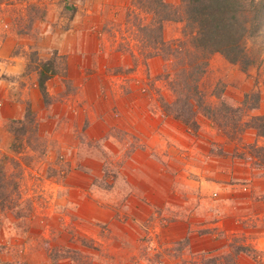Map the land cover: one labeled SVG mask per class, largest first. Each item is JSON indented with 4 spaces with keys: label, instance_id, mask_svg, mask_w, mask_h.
<instances>
[{
    "label": "rangeland",
    "instance_id": "374dc122",
    "mask_svg": "<svg viewBox=\"0 0 264 264\" xmlns=\"http://www.w3.org/2000/svg\"><path fill=\"white\" fill-rule=\"evenodd\" d=\"M46 1L0 0V4L13 3L11 8L17 14L10 19L13 28L21 33L39 30V42L57 37L49 31L41 36L47 33L45 22L50 21L45 16L53 9L55 34L60 28H72L76 34L65 50H61L63 45L57 48L58 42L44 46L39 43V49L30 51L24 49L29 59L24 74L39 71L40 79L42 70H49L48 77L42 75L46 91L39 86V115L28 107L21 119L0 127V264H99L97 253L82 251L83 247L101 251L98 238L110 236L107 226L94 223L90 225L93 231L85 233L81 224L121 220L122 213L113 204L111 209L116 213L101 221L102 213L92 209L91 203L76 209L78 205L75 207L73 200H78L83 191L74 187L84 186L88 191L85 196L98 199L102 187L123 186L122 180H115L116 170L123 163H115L117 156L111 163L105 159L96 164L87 162L91 149L108 153L105 141L97 139L95 148L80 146L83 130L69 132L67 128L82 123L86 128L89 120L81 113L87 114L100 105L95 97L99 92L105 96L115 92L126 97L137 94L139 107L154 112L157 121L166 117L161 114L163 110L175 116L188 95L185 68L192 58L183 47L185 24L164 20L161 33L156 31L161 21L152 11L151 0H90V7L81 0H55L53 6ZM164 1L171 10L182 2ZM262 47L257 63L248 67L223 61L217 57L221 53H214L197 81L201 92L197 113L202 112L218 132L237 140V154L257 157L260 166H264V147L258 143L264 137V28L255 44V48ZM156 56H161L163 62L149 63ZM191 66L197 72L195 64ZM122 100L123 96L119 97L118 103ZM60 104L76 110L67 113ZM188 127L198 139V123ZM248 130L256 135L252 132L245 137ZM118 133L114 130L112 134ZM128 141L131 143V137ZM134 145L131 143L127 150ZM87 167L92 170L93 181L81 174ZM93 211L99 215L91 217ZM235 238L229 250L226 248L227 253L214 257L205 254L197 261L192 256L188 262L230 264L237 253H250ZM174 247L177 252L183 249L182 244ZM156 257L160 261V256Z\"/></svg>",
    "mask_w": 264,
    "mask_h": 264
},
{
    "label": "crops",
    "instance_id": "0c3cea01",
    "mask_svg": "<svg viewBox=\"0 0 264 264\" xmlns=\"http://www.w3.org/2000/svg\"><path fill=\"white\" fill-rule=\"evenodd\" d=\"M54 1L46 3L53 6ZM82 2L90 7V0ZM12 5L0 4V127L21 119L28 107L39 115V71L24 74L29 62L24 49L30 51L39 49V43L44 46L58 42L57 48L63 45L61 50H65L76 35L72 28L56 27L55 34L53 9L45 16L50 21L45 22L47 33L41 36L49 31L57 37L39 42V30L21 33L13 28L10 19L17 14ZM220 55L217 57L228 62ZM149 61L161 64L163 58L156 56ZM96 85L98 89V81ZM112 94L107 97L99 92L95 97L100 105L87 114L81 113L89 120L85 129L83 123L67 128L69 132L83 130L80 146L95 148L97 139L105 141L108 153L91 149L87 162L96 164L105 159L111 163L117 156L115 163H123L115 176V180L124 182L123 186L102 187L101 199L85 196L88 191L84 186L74 187L83 191L78 200H73L75 207L79 206L76 209L91 203L92 209L102 213L101 221L116 213L112 212L113 204L122 213L121 220L85 222L86 225L82 222L85 233L93 231L91 224L100 223L107 226L110 234L98 238L101 251L83 247L82 252L97 253L99 264H190L188 259L192 256L197 261L205 254L214 257L227 253L226 248L236 237L250 253H237L230 264H264V166H260L258 158L237 154V140L218 132L202 112L196 116L200 126L196 139L181 119L165 110L160 111L166 117L157 121L154 112L139 107L137 94ZM121 96L124 100L118 103ZM58 106L67 113L74 109L65 104ZM114 130L119 133L113 135ZM252 132L255 133L248 130L245 137ZM129 137L135 145L127 150ZM258 143L264 147L263 136ZM86 169L81 174L93 181L91 168ZM97 214L93 211L91 217ZM176 244H182L183 249L177 252ZM156 256H160V261Z\"/></svg>",
    "mask_w": 264,
    "mask_h": 264
},
{
    "label": "trees",
    "instance_id": "16d2710c",
    "mask_svg": "<svg viewBox=\"0 0 264 264\" xmlns=\"http://www.w3.org/2000/svg\"><path fill=\"white\" fill-rule=\"evenodd\" d=\"M150 6L156 19L161 21L156 31L161 33L164 20L185 24L183 47L192 59L185 68L188 95L175 117L193 126L197 124L201 99L197 81L214 53H221L229 62L244 67L257 63L263 49L255 48V44L264 28V0H182L174 10L164 0H151ZM191 63L197 72L191 70ZM48 70L40 73L39 86L43 92L46 90L42 75L48 77Z\"/></svg>",
    "mask_w": 264,
    "mask_h": 264
}]
</instances>
